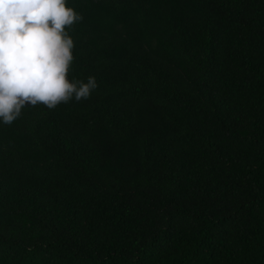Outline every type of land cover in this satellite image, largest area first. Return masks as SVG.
Wrapping results in <instances>:
<instances>
[{
	"label": "trees",
	"instance_id": "obj_1",
	"mask_svg": "<svg viewBox=\"0 0 264 264\" xmlns=\"http://www.w3.org/2000/svg\"><path fill=\"white\" fill-rule=\"evenodd\" d=\"M88 100L0 123V264H264V0H68Z\"/></svg>",
	"mask_w": 264,
	"mask_h": 264
},
{
	"label": "clouds",
	"instance_id": "obj_2",
	"mask_svg": "<svg viewBox=\"0 0 264 264\" xmlns=\"http://www.w3.org/2000/svg\"><path fill=\"white\" fill-rule=\"evenodd\" d=\"M82 19L68 0H0V123L11 125L25 106L91 97L94 76L68 78L75 45L67 29Z\"/></svg>",
	"mask_w": 264,
	"mask_h": 264
}]
</instances>
